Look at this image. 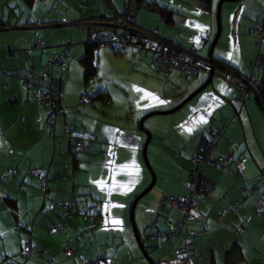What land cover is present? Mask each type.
<instances>
[{"label": "crops", "instance_id": "obj_1", "mask_svg": "<svg viewBox=\"0 0 264 264\" xmlns=\"http://www.w3.org/2000/svg\"><path fill=\"white\" fill-rule=\"evenodd\" d=\"M34 1L0 0V177H6L0 181V264H80L81 258L88 259L89 264H100L105 258L111 264H150L127 220L131 199L149 179L139 159L141 139L131 126L116 125L117 116L111 112L113 100L105 86L94 84L93 78L100 76V48L114 47L92 48L96 63L89 81L79 61L88 39L86 23L115 19L123 11V0H40L45 8L40 15L44 22L35 21L37 17L31 12ZM205 1H136L138 10L132 23L205 58L204 50L214 30V0ZM236 10L228 27L232 51L213 56L212 47L211 57L246 76L255 55H264V33L256 39L247 30L251 22L264 23V13L259 9L254 14L249 6L240 12L246 14L241 19ZM190 14L200 22L188 19ZM146 15L153 20L145 19ZM238 24L241 32L246 31L248 47L233 35ZM121 46L134 52L124 51L133 60L132 70L138 73L150 66L149 52ZM50 54L62 55V61L50 67L48 83L39 74ZM152 70L157 76L149 77L165 88L157 95L165 105L159 108L146 103L135 112L138 115L175 105L208 75L198 72L185 78L176 70ZM215 72L211 82L176 112L155 119L148 115L143 120L146 126L142 128L149 133L145 153L151 159L147 161L159 179L157 182L154 176L155 189L151 192V187L137 200L132 215L153 264H167L187 237L191 242L190 249L185 250L189 264H264L258 260L264 256V211L259 216L254 214L255 202L264 194V103L251 93L243 105L239 104L237 92L223 78L222 70L216 68ZM102 76L112 85L118 80ZM262 77L264 66L259 71V79ZM93 85L94 95L88 90ZM38 89L48 90L59 104L51 134L47 130L49 110L35 99ZM84 89L93 99L80 106L78 96ZM97 98L100 101L94 102ZM69 106L75 109L68 111ZM64 107L67 111L62 110ZM107 113L109 118L104 117ZM129 114L134 116L131 109ZM159 114L165 113L152 115ZM211 128L221 130L214 152L223 155L233 148L237 170L230 167L217 172L204 166L213 186L208 196L195 204L197 217L180 228V214L168 201L186 194L183 183L193 165L192 155ZM71 137L83 140L85 146L74 150ZM31 169H44L46 197ZM68 201L74 206L65 216L63 205ZM230 204H236V210L219 217ZM169 222L172 230L157 235L167 232ZM57 223L61 228L50 231ZM237 227L242 228L241 233L235 231ZM27 243L29 252L22 256L20 251ZM67 248L72 251L69 256L65 255Z\"/></svg>", "mask_w": 264, "mask_h": 264}, {"label": "built area", "instance_id": "obj_2", "mask_svg": "<svg viewBox=\"0 0 264 264\" xmlns=\"http://www.w3.org/2000/svg\"><path fill=\"white\" fill-rule=\"evenodd\" d=\"M136 1L143 0H123V11L115 19L109 22H92V24L86 23L88 27V39L87 42L97 43L99 45L111 46L112 44L128 45L136 50H145L150 53V66L152 69L160 72H168L170 70H176L180 72L183 77L187 78L189 75H194L198 72L206 74H217L215 69L222 70L221 75L223 78L234 87L237 92V101L243 105L247 101L249 95L253 93L257 99L258 94L255 90L256 80L259 78V71L264 66V55L257 53L250 63V71L246 76L240 75L234 70L217 65L212 61H208L206 58L200 57L190 50H186L179 45L165 40L154 31H147L135 27L133 25V19L138 10ZM105 29L102 28L103 25ZM248 33L253 38H261L264 33V27L259 24H252L248 28ZM37 45L40 42L37 40ZM62 55L53 54L51 58L44 65V69L41 73L42 78H47L50 73V67L54 63H60ZM35 99L39 104L50 105L51 101L47 94L42 90L35 91ZM92 100V96L83 91L79 95V102L88 103ZM52 117H50V123L52 125ZM221 130L209 129L206 137L200 138L197 143L194 154L192 155V167L189 174L184 181L188 193L182 195L178 199L170 198L168 204L171 208L177 210L181 214L180 226L183 228L184 222L193 220L197 217L195 211V203L198 199H201L209 194L213 183L204 174V166H208L219 170L225 171L226 168L231 167L232 170H237V162L234 161L231 155V149H229L224 156H219L214 152V143L220 138ZM85 145L83 140L76 142L75 146L81 148ZM36 173V172H35ZM5 175L1 176L3 179ZM41 186L43 185V178L40 179ZM72 201L66 204L67 207L72 206ZM230 211L236 210V204H231L228 208ZM264 211V194L261 195L255 202L254 214L259 216ZM227 213V210L219 212V217H223ZM169 228L172 227L171 223H168ZM60 229L61 226L54 227ZM237 233H241L242 228L237 227L235 229ZM184 233L186 231H183ZM167 232H161L157 235L163 236ZM191 244L187 238H183L181 241V248H179L174 256L167 262V264H189L185 250H187ZM29 252V247L25 246L21 250V255L25 256ZM65 254L71 255V249L67 248ZM259 261H264V256L258 257ZM90 261L86 258H81L80 264H89ZM100 264H111L110 260L105 258L100 261Z\"/></svg>", "mask_w": 264, "mask_h": 264}, {"label": "rangeland", "instance_id": "obj_3", "mask_svg": "<svg viewBox=\"0 0 264 264\" xmlns=\"http://www.w3.org/2000/svg\"><path fill=\"white\" fill-rule=\"evenodd\" d=\"M36 1H34V5L31 7L32 8L31 12L33 11L34 16L37 17V19L35 20L36 22H44L45 19L44 18L40 19V15L43 14L45 8L42 6V4H41L42 2L40 0H36ZM185 1L187 3H189L188 2L189 0H185ZM218 1L219 0H214L213 6L211 9L212 22H213V26H214V30H213L211 40H212L214 33H215V30H216L215 10H216ZM249 6H250V8H253L254 14H256L259 11V9H261V11L264 13V0H257V1H255V0H238V1H234V2H222L221 3V5L219 7V16H218L219 34H218L217 40L213 46V50H212L213 56L215 54H218V53L225 54V53H227L228 49L232 51V46L229 45L230 44L229 36L231 35V33H230L231 30H230V28H228L230 20H231V16H233L232 15L233 12H235V9H237L236 13L239 15H242V16H240V18L244 19L246 14L244 12H242L240 14V12ZM193 9H194V6L191 10H193ZM191 17H192V15L190 14V15H188L187 18L190 20H193L194 23L200 22V20H198L197 18H191ZM240 18H239V20H240ZM145 19H147L149 21L153 20L149 15H146ZM254 23L264 26V23L261 24V23H257V22H251L250 25H252ZM240 28H241V25L238 24L237 25V31L233 35L236 36L238 38V40L241 41L240 44L244 45L245 47H248L247 39L244 37V34L247 35L246 31L244 29L243 30L244 33H243L240 31ZM209 43H210V41H209ZM240 44L237 43V45H240ZM251 44L253 45L252 41H251ZM113 47L114 48L112 50H110V49L103 50V48H100L101 49L100 50V56L98 59L99 68H100V70H99L100 76H99V78L93 77L94 78V84L98 83V85L102 84L103 86H105V89L108 91L109 95L111 96V98L113 100V107L111 109V112L116 114V116H117L116 125L118 127H121V128H128L129 126H131L133 131H135L140 136V139H141L140 147H141L142 142L145 138V132L139 128V125H138L139 119L141 117H143V115H145L147 112H152L153 110L165 111V110H168V109L174 107L179 102L176 103L175 105L168 107L166 109H163V110L149 109L147 111H144L140 115L135 113V112H137L138 109L141 110V108H143V106H145L146 103H149V106L159 107V108L161 106L165 105V104H163L165 101H158V99H157V95L164 93L165 88L162 85V83L156 81L155 78L154 79L151 78L152 76H157V75L154 74V72L150 68V66H147V69H145V70L144 69L139 70L138 73H137V71H135V69H133V70L131 69L132 64H133V60L130 57L126 56L125 52H124L125 50H127V51H130L131 53H134L133 50H131V48H128L126 46H113ZM207 49L208 48L206 46V48L204 50L205 54L207 52ZM108 53H109V55H108ZM50 55H53V54H50ZM95 61H96V59H95ZM95 61H94V63H96ZM144 73H145V75H144ZM102 74H104L106 78L112 76V78H118V80H115L114 85H112L110 82L109 83L107 82V80L102 76ZM149 76H151V77H149ZM88 90L90 93L93 92V95L96 93L94 85L92 86V88L89 87ZM90 95H92V94H90ZM67 97H69V96L67 95ZM147 99H149V101H145ZM166 99H168L167 96H166ZM99 101L100 100H98V98L96 100H94V102H99ZM67 102H72V101H67ZM167 102L168 101H166V103ZM77 105L82 106L81 103H77ZM74 109H75V107H73V106L68 107V111L69 110L72 111ZM130 109L134 113L133 117H131L129 114ZM62 110L67 111V107H64V109H62ZM176 111L177 110H175L174 112H176ZM174 112H172V113H174ZM172 113H166V114H162V115H160V114L159 115H151V117H149V119L150 118L155 119L156 117L167 116V115H170ZM108 115L109 114L107 113L104 117L109 118V117H107ZM145 126H146V121H143L142 127H145ZM140 147H139V150L141 149ZM232 149L233 148H231V152H232ZM146 155H147L148 160L151 159L150 155H148V154H146ZM224 155L225 154L219 155V156H224ZM139 159H140L141 163L143 164L141 152H139ZM142 166H143V171L147 174V176L149 178L147 183H146V184H148V182L150 180V173L144 165H142ZM150 166H151V164H150ZM151 169L154 173V176L157 178V182H158L159 173H157V171H155V169H153L152 166H151ZM137 176L138 175L135 176L136 181L138 178ZM146 184H145V186H146ZM145 186H143L137 193H139ZM153 187H154V184H153ZM153 187L150 190L151 192L155 189ZM132 199H131V201H132ZM131 201H130V203H131ZM128 210H129V208H127V220L130 223Z\"/></svg>", "mask_w": 264, "mask_h": 264}, {"label": "trees", "instance_id": "obj_4", "mask_svg": "<svg viewBox=\"0 0 264 264\" xmlns=\"http://www.w3.org/2000/svg\"><path fill=\"white\" fill-rule=\"evenodd\" d=\"M25 1H27V2H31L32 0H25ZM207 1V0H206ZM205 1V2H206ZM149 31V30H148ZM158 34V33H157ZM161 37H163L162 35H160ZM165 40H167V41H170V42H172L171 40H169V39H167L166 37H163ZM172 43H174V42H172ZM176 44V43H175ZM84 45H85V52H84V55L79 59V61H80V63H81V65H82V68H83V75H84V77L86 78V80L87 81H89L90 79H91V76L95 73V65H94V62H93V58H92V48H94V47H97V46H99V44H97V43H91V42H84ZM114 45H120L121 46V44H112L111 45V47L112 46H114ZM131 47V46H130ZM133 48V47H132ZM133 49H135V48H133ZM136 50V49H135ZM136 51H145V50H136ZM147 52V51H146ZM149 55H150V53H149ZM49 60V59H48ZM62 61V60H61ZM212 62L213 63H215V64H217V65H221V63L220 62H218V61H215V60H212ZM55 64V63H54ZM53 65V64H52ZM51 65V66H52ZM44 69V68H43ZM50 71H51V68H50ZM42 73V72H41ZM41 73L39 74V77L41 78V79H43V80H45L46 82H50V78H51V73H49V76L45 79V78H42L41 77ZM255 90H256V92H257V94H258V97H259V99H260V101L262 102V103H264V78L262 77V78H258V81L255 83ZM38 90H41V89H38ZM87 91V93H88V90L87 89H84V90H82L81 91V93L83 92V91ZM42 91H44V90H42ZM44 93L45 94H47V96L50 98V101H51V104L50 105H47V104H42V106H44L46 109H48L49 110V115H48V125H47V130H48V132L51 134L52 133V129H53V124H54V115H55V113H56V110L58 109V107H59V104H58V102H56V100H54L53 98H52V96H51V94H50V92L47 90V91H44ZM80 93V94H81ZM79 94V95H80ZM89 94V93H88ZM93 99V98H92ZM78 101H79V96H78ZM259 101V102H260ZM91 101H89L88 103H90ZM81 103V102H80ZM53 113V114H52ZM50 117H52L53 119H52V125H51V123H50ZM66 126V125H65ZM212 129V128H211ZM215 129H217V128H215ZM209 131V130H208ZM208 131H207V133H206V135L205 136H203V137H206L207 136V134H208ZM202 138V137H201ZM79 140H81V139H75V138H69V142L71 143V145H72V147H73V149L74 150H79V149H82L83 147H81V148H77L76 146H75V144H76V142L77 141H79ZM74 160V159H73ZM212 169H214V168H212ZM230 169V167H228V168H226L225 169V171L226 170H229ZM204 170V169H203ZM214 170H216L217 172H220L219 170H217V169H214ZM36 172V173H35ZM30 174L31 175H33V176H35L37 179H38V186H39V189H40V191H41V193H42V196L43 197H46L47 196V193L45 192V180H46V175H45V171H44V169H31V171H30ZM205 174V173H204ZM205 176H207L206 174H205ZM41 178H43V185L41 186V183H40V179ZM207 178H209L208 176H207ZM6 179V177H4L3 179L0 177V181H4ZM210 180H211V178H209ZM212 181V180H211ZM188 193V190H187V192H186V194ZM208 195H206L205 197H203V198H201V199H198L197 201H199V200H202V199H204V198H206ZM197 201H196V203H197ZM68 202H70V201H68ZM68 202H65L64 203V205H63V207H64V211H63V213H64V215L65 216H69L70 215V211L72 210V208H73V206H74V202L72 201V206H70V207H67L66 206V204L68 203ZM195 203V204H196ZM231 205V204H230ZM229 205V206H230ZM229 206H228V208H229ZM229 211V209H227V212ZM180 214V213H179ZM181 214H180V220L178 221V223H179V226H180V222H181ZM194 220V219H193ZM193 220H189V221H185L184 223H187V222H190V221H193ZM169 223H171V222H169ZM59 224L60 223H57L56 225H54V227H57V226H59ZM172 224V223H171ZM52 228L51 227V229H50V231H52V229H54L55 230V228ZM172 228H173V224H172V227L171 228H169L168 226H167V233H166V235L168 234V232H170L171 230H172ZM180 228H181V226H180ZM161 233V232H160ZM187 239H188V237H187ZM189 240V239H188ZM189 243H191L190 242V240H189ZM25 246H28L29 247V244L27 243ZM24 246V247H25ZM191 247V246H190ZM190 247L188 248V249H190ZM179 248H181V244H180V246L177 248V250L179 249ZM187 249V250H188ZM22 250V249H21ZM186 253V252H185ZM20 255H21V251H20ZM66 255V254H65ZM23 256V255H22ZM69 256V255H68ZM187 256V255H186ZM1 257H2V255H1Z\"/></svg>", "mask_w": 264, "mask_h": 264}, {"label": "water", "instance_id": "obj_5", "mask_svg": "<svg viewBox=\"0 0 264 264\" xmlns=\"http://www.w3.org/2000/svg\"><path fill=\"white\" fill-rule=\"evenodd\" d=\"M224 1H227V2H234V1H238V0H219L218 3H217V7H216V10H215V14H216V30H215V33H214V36L209 44V47L207 49V52H206V55H205V58L208 60V61H212V57H211V50H212V47L216 41V38L218 36V33H219V21H218V14H219V7H220V4ZM211 82V73H209L206 77V79L203 81V83L197 87L194 91H192L189 95H187L185 98H183L177 105H175L174 107L168 109V110H165V111H154L153 113H147L145 116L141 117L138 121V125H139V128L141 130H143L142 128V121L145 119L146 116L148 115H152L154 113H171L175 110H177L178 108H180L188 99H190L193 95H195L197 92H199L202 88H204L206 85H208L209 83ZM145 139L143 141V144H142V147H141V157H142V160H143V163L144 165L147 167V169L149 170L150 172V181L149 183L146 185V187L140 191L137 195H135V197L132 199L131 203H130V206H129V211H128V214H129V221H130V225H131V228H132V232H133V236L135 238V241L137 243V246L139 248V250L141 251L142 255L146 258V260L150 263V264H153V262L151 261V259L147 256L146 252L144 251V248L142 246V243L140 241V237L136 231V228H135V225H134V222H133V209H134V206L137 202V200L142 196L144 195L146 192L149 191V189L153 186L154 184V173L153 171L151 170L150 168V165L147 161V158H146V153H145V147H146V144L148 142V138H149V133L148 131H145Z\"/></svg>", "mask_w": 264, "mask_h": 264}, {"label": "snow or ice", "instance_id": "obj_6", "mask_svg": "<svg viewBox=\"0 0 264 264\" xmlns=\"http://www.w3.org/2000/svg\"><path fill=\"white\" fill-rule=\"evenodd\" d=\"M118 223V222H117Z\"/></svg>", "mask_w": 264, "mask_h": 264}]
</instances>
